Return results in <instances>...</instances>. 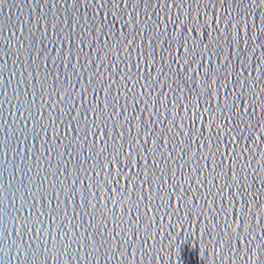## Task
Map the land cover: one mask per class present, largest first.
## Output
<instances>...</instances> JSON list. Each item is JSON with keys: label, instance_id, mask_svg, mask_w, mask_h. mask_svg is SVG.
<instances>
[{"label": "water", "instance_id": "water-1", "mask_svg": "<svg viewBox=\"0 0 264 264\" xmlns=\"http://www.w3.org/2000/svg\"><path fill=\"white\" fill-rule=\"evenodd\" d=\"M0 264H264V0H0Z\"/></svg>", "mask_w": 264, "mask_h": 264}, {"label": "snow or ice", "instance_id": "snow-or-ice-1", "mask_svg": "<svg viewBox=\"0 0 264 264\" xmlns=\"http://www.w3.org/2000/svg\"><path fill=\"white\" fill-rule=\"evenodd\" d=\"M190 39V38H189ZM245 227H247L246 225H245Z\"/></svg>", "mask_w": 264, "mask_h": 264}]
</instances>
